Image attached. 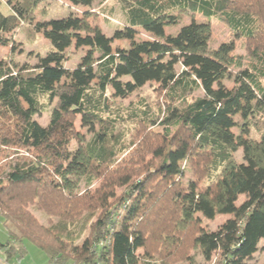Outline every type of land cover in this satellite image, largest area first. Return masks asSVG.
I'll use <instances>...</instances> for the list:
<instances>
[{"label": "trees", "instance_id": "trees-1", "mask_svg": "<svg viewBox=\"0 0 264 264\" xmlns=\"http://www.w3.org/2000/svg\"><path fill=\"white\" fill-rule=\"evenodd\" d=\"M41 1L0 0L1 45H8L6 33L27 23L52 47L33 67L0 61V153L33 150V158L0 167V217L9 234L0 242L2 259L23 257V243L30 240L50 264H168L186 261L191 249L206 261L219 255L221 264H252L264 249V0H119L126 22L113 36L92 25L87 14L35 22ZM93 1L68 0L85 8ZM183 13L226 23L257 45L252 53L258 64L240 69L235 86L227 88L229 68L240 66L234 45L210 50L209 22L193 20L167 35L166 27L177 25ZM138 28L155 39L136 41ZM116 39L130 40V47L116 49ZM73 44L87 51L70 69ZM152 81L172 99L199 89L204 96L169 107L167 132L152 150L156 163L146 170L138 161L128 169L116 133L126 115L113 104ZM45 112L47 126L35 119ZM259 113L262 122L252 125ZM78 115L89 122V140L75 127ZM237 115L244 119L240 126ZM128 118L137 132L153 120L147 111ZM237 126L239 134L233 132ZM251 126L260 139L250 136ZM75 140L79 146L72 149ZM183 163L194 171L186 183ZM204 178L207 184H201ZM82 179L87 187L100 185L80 194ZM227 214L232 218L216 231L202 226V218Z\"/></svg>", "mask_w": 264, "mask_h": 264}, {"label": "rangeland", "instance_id": "rangeland-1", "mask_svg": "<svg viewBox=\"0 0 264 264\" xmlns=\"http://www.w3.org/2000/svg\"><path fill=\"white\" fill-rule=\"evenodd\" d=\"M5 13L8 12V6L3 7ZM70 13L75 15L83 16L89 15L90 22L94 26H99L101 30L107 36H113L115 30L123 28L125 25V15L119 0H94L90 8L82 6H74L68 2V0H43L38 2V6L35 10V22L44 19H62L68 16ZM196 22H209L211 26V36L209 41V49L214 50L218 48L222 43H232L234 50L232 56L236 59L240 66H232L229 68V75L224 80V84L227 88L231 89L236 84L237 75L240 73V69H253L258 61L253 56L252 51L257 47L247 42L244 38L236 36L229 26L219 20L212 19L208 20L200 14L183 13L180 15L179 23L175 26L166 27L165 31L167 35H176L179 30L188 25L191 21ZM8 39V45L4 46L0 44V61L13 62L18 66L28 65L35 66L39 61L40 57L45 56L52 48L50 40L41 33H37L31 25L23 23L18 29L6 33L4 35ZM155 38L149 32L138 28L135 36L136 41H153ZM264 40V39H263ZM130 40L127 39H116L114 40L113 46L117 49H127L130 47ZM87 51L86 47L77 48L73 44L68 50V58L66 60V67L73 69L81 60L82 56ZM178 73L183 71V67L179 64L177 66ZM264 83V82H263ZM204 93L202 90L191 91L187 94L178 93L173 97L174 99L167 96L166 92L159 88L157 82H149L143 88L134 92L131 96L126 99H117L114 101L113 107L125 116V121L118 124L116 133H121V141L119 144H123L121 150H124L123 156L128 157L127 168L137 166V162L143 163L144 169L150 168L151 165L156 163L154 153L152 150L159 147L160 139L167 132L166 126L163 124V120L169 115V107L175 108V106H182L184 103H191L194 99L203 97ZM184 103H180L181 101ZM147 111L149 115H152V119L149 124H145L142 127H138L137 132L136 122L131 121L128 115L132 112L141 113ZM173 121L177 117V111H173ZM262 113L257 114L256 118L251 120L252 125L254 122L261 121L263 119ZM35 119L43 126H47L49 123V112H45L43 115H38ZM236 121L240 126L244 119L242 116L237 115ZM147 123V122H146ZM237 126L233 129L235 134H239L240 127ZM76 129L85 136L87 140L91 138L90 132H88L89 122L83 120L81 115H78L75 122ZM250 136L255 139H260V132L255 130V127L251 126ZM173 132V131H172ZM170 132V133H172ZM169 133V135H170ZM163 140V139H162ZM79 146V141L75 140L71 144V148L75 149ZM33 150L9 148L3 149L0 153V167L9 169L8 165L14 164L18 158L29 157L33 158ZM140 154V155H138ZM238 162L243 160V151L240 150L236 154ZM7 165V166H6ZM186 171L183 175V182L186 183L193 175V169L189 163H183ZM200 171V169L198 168ZM204 177L202 173H198ZM142 174H139V178H142ZM207 184L206 178L201 181V184ZM99 181L95 182L91 187H87L84 179H82L79 187L80 194L95 192L99 187ZM125 190L124 187L118 188L115 195L119 196ZM86 195V198H88ZM245 200V196H240L237 205H240ZM32 212L39 219L40 222H45V217L38 211L32 208ZM88 211H85L84 216L87 215ZM94 215H98V212ZM201 217V216H200ZM232 218L231 214L217 215L212 220H206L202 218V226L206 230L216 231L224 226L229 219ZM96 216L92 219L94 221ZM9 240L8 229L6 226L5 219L0 217V242L6 243ZM25 255L20 258L13 257L9 263L2 259L0 254V262L2 264H50L47 255L39 247H37L30 240L24 241ZM264 242L261 243L263 245ZM190 258L182 262H169L168 264H221L219 255H213L210 261L204 260L201 254L197 253L195 249L189 251ZM4 257V256H3ZM154 258H156L154 256ZM157 259H160L157 255ZM252 264H264V249L259 250L254 259L251 261ZM71 264V263H68Z\"/></svg>", "mask_w": 264, "mask_h": 264}]
</instances>
